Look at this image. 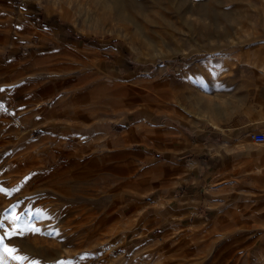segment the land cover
I'll return each instance as SVG.
<instances>
[{
  "label": "rangeland",
  "instance_id": "374dc122",
  "mask_svg": "<svg viewBox=\"0 0 264 264\" xmlns=\"http://www.w3.org/2000/svg\"><path fill=\"white\" fill-rule=\"evenodd\" d=\"M29 82L43 100H29ZM263 85L264 0H0V264H264L263 166L235 161L264 154L247 138L264 135ZM62 99L67 126L139 115L206 134L215 158L234 161L216 187L234 186L236 211L140 234L130 201L86 177L91 154L71 151L90 139L23 124L29 105L44 116Z\"/></svg>",
  "mask_w": 264,
  "mask_h": 264
},
{
  "label": "crops",
  "instance_id": "0c3cea01",
  "mask_svg": "<svg viewBox=\"0 0 264 264\" xmlns=\"http://www.w3.org/2000/svg\"><path fill=\"white\" fill-rule=\"evenodd\" d=\"M28 86L29 100H43L42 88L32 89L36 86L31 82ZM259 95L264 101V85ZM60 101L53 112L44 116L39 110H31L32 105H29L22 115L23 124L32 133L40 130V135L46 139L74 136L90 139L86 145H78L71 151L91 154L90 163L83 164L86 177L102 178L101 194L111 192L113 188L120 199L130 201L127 204L129 211L141 223L138 226L140 234L148 235L153 231L170 234L200 227L209 221L221 223L228 221L229 214L236 211L234 186L216 187V184L234 178V161L215 158L217 152H213L214 147L206 134L139 115L104 120L78 115L76 121L67 126V117L59 115V111L64 112L63 101ZM82 130H88L90 134L84 136ZM237 156L235 161L244 160L245 165L264 167V154L255 156L245 151ZM138 162L141 167L137 171L124 166ZM207 186L211 187V192L204 196L203 189ZM201 212L203 215H199ZM228 228L231 226L226 222L221 227L223 231Z\"/></svg>",
  "mask_w": 264,
  "mask_h": 264
},
{
  "label": "snow or ice",
  "instance_id": "6c2138e0",
  "mask_svg": "<svg viewBox=\"0 0 264 264\" xmlns=\"http://www.w3.org/2000/svg\"><path fill=\"white\" fill-rule=\"evenodd\" d=\"M0 192H5V194H9L3 188H0ZM4 219H8V217H5ZM11 219L13 221H18L20 219V216L15 215V213L13 212ZM3 227H4L3 221L0 220V228H3ZM29 230L32 231V232H39L40 231V229H38V228H31ZM16 234H17V232L15 230L5 233V235H7V236H14ZM20 234L23 235V232H21ZM2 243H3V237L0 236V244H2ZM3 250H4V252L8 253L9 255H12V253L15 252V249L7 248V247H4ZM13 259H27V258L26 257L13 256Z\"/></svg>",
  "mask_w": 264,
  "mask_h": 264
},
{
  "label": "built area",
  "instance_id": "2783aa9c",
  "mask_svg": "<svg viewBox=\"0 0 264 264\" xmlns=\"http://www.w3.org/2000/svg\"><path fill=\"white\" fill-rule=\"evenodd\" d=\"M250 135V140L252 142H255L257 144H264V135L261 134H249Z\"/></svg>",
  "mask_w": 264,
  "mask_h": 264
},
{
  "label": "bare ground",
  "instance_id": "6f19581e",
  "mask_svg": "<svg viewBox=\"0 0 264 264\" xmlns=\"http://www.w3.org/2000/svg\"><path fill=\"white\" fill-rule=\"evenodd\" d=\"M62 101H63V99H62ZM62 103H64V101H63ZM65 106H66V105H65ZM214 126H215V125H214ZM221 129H222V128H221ZM221 132H222V131H221ZM223 132H225V131H223ZM222 144H223V143H222ZM225 145H226V144H225ZM226 147H227V145H226ZM55 191H57L56 188H55Z\"/></svg>",
  "mask_w": 264,
  "mask_h": 264
}]
</instances>
